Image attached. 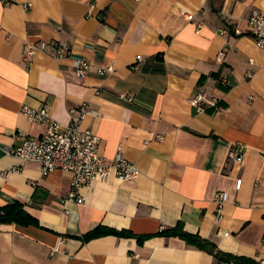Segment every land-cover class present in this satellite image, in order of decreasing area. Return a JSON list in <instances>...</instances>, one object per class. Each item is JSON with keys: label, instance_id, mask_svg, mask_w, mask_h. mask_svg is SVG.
Segmentation results:
<instances>
[{"label": "crops", "instance_id": "crops-1", "mask_svg": "<svg viewBox=\"0 0 264 264\" xmlns=\"http://www.w3.org/2000/svg\"><path fill=\"white\" fill-rule=\"evenodd\" d=\"M253 11L264 15V0H0V208L19 203L39 224L0 226V264H222L161 234L179 224L264 264V48L250 34ZM56 43L68 58H56ZM79 59L91 66L82 80ZM198 94L217 108L199 112ZM84 103L97 113L82 127L100 138L101 156L121 148L140 177L94 182L77 205L65 201L69 173L44 177L4 148L45 131L22 107L46 106L66 126ZM237 147L241 165L229 158ZM220 192L229 198L218 223ZM99 227L134 237L82 240Z\"/></svg>", "mask_w": 264, "mask_h": 264}, {"label": "built area", "instance_id": "built-area-1", "mask_svg": "<svg viewBox=\"0 0 264 264\" xmlns=\"http://www.w3.org/2000/svg\"><path fill=\"white\" fill-rule=\"evenodd\" d=\"M30 7V5L27 6L28 9ZM248 23L250 34L253 36L256 45L264 48V15L259 11H253ZM46 49L47 44L44 42L37 46H31L27 50L25 62L30 65L31 57L38 51L45 52ZM54 49L55 56L59 60L66 59L71 54L69 48L62 43H56ZM223 56L224 53L221 54L220 60ZM138 61L141 62V58H138ZM73 67L79 80L84 79L91 71V66L86 60H74ZM97 73L100 76H105L112 73V68L100 69L97 70ZM220 80L221 84L226 86L227 75H222ZM126 99L131 101L130 97ZM191 104L199 112L204 111V107L207 106L217 108L216 101H207L202 94H198L191 101ZM21 114L29 122L44 126L45 131L39 137L24 138L20 146L6 147L4 151L7 155L39 164L44 177L55 171L69 173L72 177L71 191L65 201L83 205L85 197L82 195V190L89 188L94 182L105 183L111 176L123 183L136 182L140 177V171L124 157L121 148L111 160L101 156L100 138L82 127L88 117L97 115L89 104H81L73 110L71 121L66 126L53 120L50 116V110L46 106L37 109L24 106L21 109ZM229 158L239 165L243 164L244 153L241 147L231 150ZM241 185L242 181H237L236 189L240 190ZM228 198L227 192H220L216 196V221L218 223L223 220L224 208ZM62 243L63 241L60 244Z\"/></svg>", "mask_w": 264, "mask_h": 264}, {"label": "trees", "instance_id": "trees-1", "mask_svg": "<svg viewBox=\"0 0 264 264\" xmlns=\"http://www.w3.org/2000/svg\"><path fill=\"white\" fill-rule=\"evenodd\" d=\"M2 225H18L21 227H39L38 221L34 219L24 208L23 205L19 203H14L6 207L0 208V226ZM165 237H177L185 241L189 246L195 247L203 252H206L222 264H257L256 262L246 259L238 258L229 254H225L218 250V248L200 238L199 236H194L186 233L179 224L176 228L172 230L163 231L161 233ZM106 236H117V237H134V235L127 232H117L115 230L99 227L86 236L82 240L87 243L95 239H99ZM149 237H139V242L142 243Z\"/></svg>", "mask_w": 264, "mask_h": 264}]
</instances>
